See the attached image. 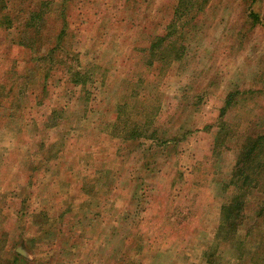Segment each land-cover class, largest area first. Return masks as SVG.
Segmentation results:
<instances>
[{"label":"rangeland","instance_id":"obj_1","mask_svg":"<svg viewBox=\"0 0 264 264\" xmlns=\"http://www.w3.org/2000/svg\"><path fill=\"white\" fill-rule=\"evenodd\" d=\"M48 2L40 26H0V264H264V151L237 234L216 237L264 133V0H187L181 18L179 0ZM64 26L86 88L32 59Z\"/></svg>","mask_w":264,"mask_h":264},{"label":"trees","instance_id":"obj_2","mask_svg":"<svg viewBox=\"0 0 264 264\" xmlns=\"http://www.w3.org/2000/svg\"><path fill=\"white\" fill-rule=\"evenodd\" d=\"M18 3V7L15 8V4ZM48 0H0V26L3 28H12L13 19L18 21H24L26 27L40 26V22L45 20L47 13L51 11V4ZM9 4H12L13 9L9 8ZM21 5H25L26 8H19ZM21 11V12H20ZM63 13V9L61 10ZM187 0H179L177 7L173 11L175 18H181L188 12ZM24 12V14H23ZM176 12H180L177 14ZM13 18V19H12ZM64 22V21H63ZM177 28L176 24L172 21L167 27ZM65 26L61 29L57 36L55 43L44 50L36 49L33 52L32 59L37 61V63H51L50 66L43 68L46 75L48 76L49 70H52L53 63L55 65H63L66 71L68 81H71L74 85H80L82 88H86L87 82H93V73L91 68L79 67V60L76 54H70L66 50L65 37ZM171 35V32L167 34ZM171 38V37H170ZM164 39V36H158L156 41L152 44V50L155 47H159L160 41ZM17 43L19 45L27 46L28 48L33 47V42H25L23 37H21ZM162 46V45H160ZM33 49V48H32ZM155 53V52H154ZM150 53V55H154ZM163 47L158 48L154 57L155 60H161L163 58ZM75 63V64H74ZM230 103V96L226 100V106L221 108L220 116L224 115L225 108ZM57 122L51 124V126L56 125ZM131 137L123 136V138H135L144 136H137L134 131L129 130ZM160 151L163 146L159 147ZM264 151V133L258 134L256 136H248L246 142L241 147L235 163L231 170L229 183L234 189V193L229 201L225 202L221 206L220 210V221L216 230V237H220L219 241H230L237 234V230L242 225L244 219V207H245V197L249 195L253 188L258 187V178L261 174L263 164L260 160L259 154ZM264 162V161H263ZM50 226H48L49 229ZM47 230V229H46ZM13 257L11 262L8 264H25L26 260L20 257L18 254Z\"/></svg>","mask_w":264,"mask_h":264},{"label":"water","instance_id":"obj_3","mask_svg":"<svg viewBox=\"0 0 264 264\" xmlns=\"http://www.w3.org/2000/svg\"><path fill=\"white\" fill-rule=\"evenodd\" d=\"M18 252L22 255H25L26 253L24 252V250H22L21 248H19Z\"/></svg>","mask_w":264,"mask_h":264},{"label":"crops","instance_id":"obj_4","mask_svg":"<svg viewBox=\"0 0 264 264\" xmlns=\"http://www.w3.org/2000/svg\"><path fill=\"white\" fill-rule=\"evenodd\" d=\"M19 248H21L22 250H24L22 247H19ZM19 248L17 249V252H18ZM24 252H25V250H24ZM18 253H19V252H18ZM19 254H20V253H19ZM21 256L24 257L25 255H22V254H21ZM24 259H25V258H24ZM25 260H26V259H25Z\"/></svg>","mask_w":264,"mask_h":264}]
</instances>
